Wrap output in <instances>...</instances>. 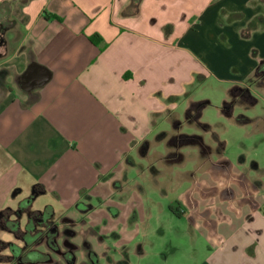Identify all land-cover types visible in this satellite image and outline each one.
Segmentation results:
<instances>
[{
  "label": "crops",
  "instance_id": "obj_1",
  "mask_svg": "<svg viewBox=\"0 0 264 264\" xmlns=\"http://www.w3.org/2000/svg\"><path fill=\"white\" fill-rule=\"evenodd\" d=\"M263 64L264 0H0V213L77 205L132 151L147 155L158 117L180 125L185 104L199 116L194 81L230 92ZM31 69L32 85L48 82L27 90ZM254 190L204 264H264V186Z\"/></svg>",
  "mask_w": 264,
  "mask_h": 264
},
{
  "label": "rangeland",
  "instance_id": "obj_2",
  "mask_svg": "<svg viewBox=\"0 0 264 264\" xmlns=\"http://www.w3.org/2000/svg\"><path fill=\"white\" fill-rule=\"evenodd\" d=\"M254 76L230 92L194 81L199 116L187 119L185 104L180 125L158 117L147 155L132 151L133 165L74 193L77 205L46 199L29 218L0 213V264H204L210 238L264 186V70Z\"/></svg>",
  "mask_w": 264,
  "mask_h": 264
},
{
  "label": "trees",
  "instance_id": "obj_3",
  "mask_svg": "<svg viewBox=\"0 0 264 264\" xmlns=\"http://www.w3.org/2000/svg\"><path fill=\"white\" fill-rule=\"evenodd\" d=\"M90 40H91L94 44H98V45H100V44L102 43V38H101L100 36H98V35L92 36V37L90 38ZM262 70H264V64L261 65V66L259 67L258 72H260V71H262ZM201 105H202V104L197 105V110H200V109H201V107H200ZM38 193H39V191L36 189L35 192H34V194L37 195ZM28 202L30 203V201H28ZM24 211L27 212L28 209L23 208V209H22V212H24ZM36 214H38V213H37V212H33V213L30 214V216H33V215H36ZM45 215L48 217V216L51 215V213H45ZM32 228H33V223H32V224L29 223V224H28V229H29V230H32Z\"/></svg>",
  "mask_w": 264,
  "mask_h": 264
},
{
  "label": "water",
  "instance_id": "obj_4",
  "mask_svg": "<svg viewBox=\"0 0 264 264\" xmlns=\"http://www.w3.org/2000/svg\"><path fill=\"white\" fill-rule=\"evenodd\" d=\"M33 69L29 70L26 74H25V79L27 78V80L30 78V75L32 73ZM48 78H45V79H38V80H41V81H38V83L36 84H33L31 83V80L29 79L28 81L26 80V83L25 85L27 86V90H30L31 88H34L35 86H42L44 84H46L48 82ZM29 86V87H28Z\"/></svg>",
  "mask_w": 264,
  "mask_h": 264
}]
</instances>
